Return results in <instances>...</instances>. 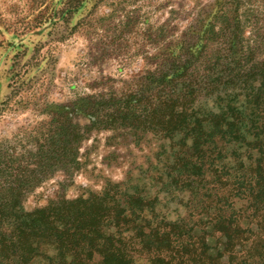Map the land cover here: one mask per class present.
<instances>
[{
    "label": "trees",
    "instance_id": "obj_1",
    "mask_svg": "<svg viewBox=\"0 0 264 264\" xmlns=\"http://www.w3.org/2000/svg\"><path fill=\"white\" fill-rule=\"evenodd\" d=\"M235 40L222 65L209 58L201 72L197 59L175 56L147 72L139 93L100 103L104 112H89L88 128L129 124L160 133L168 155L162 183L180 186L190 204L197 200L200 217L170 220L158 207V195L112 181L101 191L20 208L27 188L77 162L86 131L73 120L76 104L59 106L44 139L36 136L29 149L34 165L0 195V264H222L223 254L210 251L207 227L222 239L229 259L244 251L264 260V55L256 46L243 52ZM212 96L221 101L219 109L201 108V99ZM228 155L240 163V174L233 176ZM8 167L0 163V173ZM243 218L256 227H242ZM201 224L202 233H196Z\"/></svg>",
    "mask_w": 264,
    "mask_h": 264
},
{
    "label": "rangeland",
    "instance_id": "obj_2",
    "mask_svg": "<svg viewBox=\"0 0 264 264\" xmlns=\"http://www.w3.org/2000/svg\"><path fill=\"white\" fill-rule=\"evenodd\" d=\"M235 37L243 52L256 46L263 57L264 0H0V163L9 166L0 173V195L24 167L34 165L29 149L36 136L44 139L57 108L76 104L73 120L86 131L77 162L27 188L20 208L101 191L112 181L125 182L121 187L128 191L158 195V207L170 220H196L202 212L198 201L190 204L188 192L162 183L168 155L161 134L129 124L88 128L89 112L103 110L100 103L109 99L139 93L147 72L175 56L197 59L201 72L203 60L222 65ZM239 99L240 107L244 97ZM199 105L217 110L221 101L203 97ZM225 161L233 176L241 173L233 155ZM239 224L256 227L248 218ZM206 231L210 251L223 254L222 264H263L244 251L229 259L219 235L211 227Z\"/></svg>",
    "mask_w": 264,
    "mask_h": 264
}]
</instances>
